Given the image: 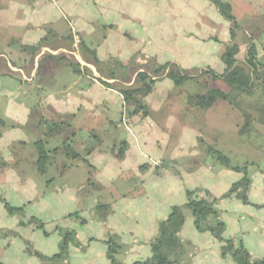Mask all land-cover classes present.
I'll list each match as a JSON object with an SVG mask.
<instances>
[{
  "label": "crops",
  "instance_id": "crops-1",
  "mask_svg": "<svg viewBox=\"0 0 264 264\" xmlns=\"http://www.w3.org/2000/svg\"><path fill=\"white\" fill-rule=\"evenodd\" d=\"M215 1L0 0V264H42L27 253L24 241L49 260L60 253L67 233L79 245L70 242L53 264H112L110 238L122 248L121 264L146 261L160 224L173 207L186 204L188 192L200 200L205 192L220 199L224 239L242 244L253 261L264 258V165L241 158L248 156L246 149L227 145L221 135L238 136L253 127L264 136L253 97H236L237 115L226 101L200 110L190 104L198 94L185 88L196 87L198 79L176 87L162 78L144 97L147 115H128L113 86H134L138 73L149 72L152 58L195 77L196 70L208 68L223 74V55L234 40L239 63H246L253 46L264 70L258 58L264 42H238ZM221 1L231 5L236 22L264 17V0ZM213 86L222 91L227 85L217 80ZM51 124L61 128L46 135ZM40 140L55 160L63 159L59 153L70 140L71 152L83 163H70L59 176L47 177L49 170L41 175ZM210 148L242 170L218 165ZM237 157L242 161L233 164ZM244 173L252 181L249 202L222 199ZM5 202L18 211L10 214ZM185 217L178 235L183 264H236L222 255L223 243L210 231L197 230L190 211ZM33 218L40 228L22 225ZM11 231L20 234L5 235Z\"/></svg>",
  "mask_w": 264,
  "mask_h": 264
},
{
  "label": "trees",
  "instance_id": "trees-1",
  "mask_svg": "<svg viewBox=\"0 0 264 264\" xmlns=\"http://www.w3.org/2000/svg\"><path fill=\"white\" fill-rule=\"evenodd\" d=\"M215 4L220 10L221 14L231 23L236 26L235 17L232 13L231 5L221 0H216ZM232 36L234 37V30H232ZM239 53V46L233 44L227 47L224 55L223 62L225 64V72L223 74H216L212 70H203L202 74L211 75L214 80H223L226 82L234 92L224 93L221 90H209L205 94H198L190 99V104L200 110H208L212 108L218 101H226L231 105L234 104V99L238 95H252L255 89L258 87L262 89L264 94V72H260L259 68L263 65L257 62V56L253 46H250L247 54V60L245 64H240L237 55ZM94 57V56H93ZM63 60V59H59ZM95 62H99L94 57ZM74 68L75 72H80L79 66L74 63H70ZM149 72H140L137 75V81L134 86H123V85H113L123 96L124 101L128 108V115L139 114L147 115V106L144 103V97L149 95L157 82L162 78L170 79L176 87L182 86L185 82L190 80H197L199 77H195L182 71L176 64L167 63L164 65L159 64L155 59H150L148 63ZM86 72V71H85ZM115 76L111 75L110 78ZM236 103V101H235ZM133 108V109H132ZM61 128L60 124H51L47 130L46 135H51L56 133ZM71 138V137H70ZM69 138V139H70ZM70 141V140H69ZM69 141L64 144L63 150L67 157L71 160H77L81 156L73 154L70 150ZM46 142L40 140L37 142L36 146L39 152L38 168L39 173L44 175L47 171V164L50 161V156L45 148ZM55 151H58L56 149ZM209 153L213 160L220 166L233 169L234 171H241V168H234L231 166L230 159L224 155L222 152L217 151L213 148L209 149ZM251 178L247 173H244L243 178L236 184L232 186L229 193L225 195L222 199H227L232 196H236L243 203L247 204L248 201V191L251 186ZM206 193V199L200 200L196 197L195 192L187 193V202L182 206H175L172 208L168 218L163 221L159 226V233L156 237L154 243L152 244V256L146 261L136 262L134 264H183V245L179 240V233L181 232L185 221V212L190 211L194 218L195 227L199 232L210 231L212 235L220 242L223 243L222 255L230 256L236 264H264V258L260 260L253 261L249 252L242 244H238L235 240H226L223 237L225 226L218 219L219 212L217 210V205L220 199L213 198L208 192ZM6 209L11 214L14 208H11L9 204L4 203ZM264 208V206H263ZM214 220L215 223L210 225V221ZM42 224L36 219H31L28 225ZM22 225H27L23 224ZM5 235H10L6 233ZM65 240L62 242L60 253L52 259H47L41 256L38 252H33L31 254L39 257L43 263L48 264L51 260L59 258L63 254L67 253L68 246L70 242H75L73 233H67ZM76 245H79L76 243ZM122 248L116 244L113 240L108 242V255L112 264H121L117 259V254H119Z\"/></svg>",
  "mask_w": 264,
  "mask_h": 264
},
{
  "label": "rangeland",
  "instance_id": "rangeland-1",
  "mask_svg": "<svg viewBox=\"0 0 264 264\" xmlns=\"http://www.w3.org/2000/svg\"><path fill=\"white\" fill-rule=\"evenodd\" d=\"M247 15H248V13L247 14L244 13V17ZM261 20H263V21H261ZM69 27H70L69 23L67 22V26H66L67 32L70 30ZM232 29L234 30V35H235V38L238 42L239 41H241V42L248 41L250 43V42L254 41L255 43L257 42L256 43L257 46H258L259 42H262V41L264 42V17H252V19L250 18V20L247 22H241V21H240V23L236 22V26L232 23ZM251 39H253V40H251ZM233 44L238 45V43L235 40L232 43V45ZM232 45H230V46H232ZM256 51H257V49H256ZM256 51H255V53H256ZM237 58H238V56H237ZM258 58H259V60L264 61V56H258ZM208 69H210V68H208ZM208 69H205V70H208ZM202 72H203L202 70H196V76L199 77V79H198L199 83L196 85V87L194 85H192V83H187V85H185V88L191 89L190 91L192 94H194V93L205 94L207 91L212 90V88L214 87L213 83L217 82V80H214L212 77H210L211 75L202 74ZM214 72L216 74H218V72H216V71H214ZM260 72L262 73V72H264V70H261ZM224 83H226V82H224ZM226 85H227L226 88L225 87L222 88V91L224 90L223 91L224 93L228 94V93L234 92L233 89L227 83H226ZM195 90H196V92H193ZM214 90H219V89H214ZM176 91H177V88H176ZM255 92L256 93L254 95L252 94V95H246V96H248L250 98L253 97V100L256 101L257 104L256 105L254 104L253 107L261 108V111L258 115L259 120H257V122H256V123H259V122L264 121V94H263L262 89H260L258 87L256 88ZM175 95H177L176 92H175ZM183 95H185V94H183ZM235 101H236V99H234V104L231 107V109H232V111H234V114L237 115L239 113V111L236 110V107L238 109H241V108L237 106ZM228 106H229V104H228ZM239 117L241 118V121L244 122L245 117L243 115H240ZM201 125H202V123H201ZM202 133H204V135H206V136H209V134H207L206 132H202ZM218 134H220V133H218ZM221 135H222L224 141L227 143V145H231L232 147L238 146V149H242V148L246 149V151L248 152V156H245L243 154L242 156H240L241 158H243L245 160H249L251 162H255V163L260 164V165H264V136L256 134L254 132L253 127H245L244 131L242 133H239L238 136L233 134L232 131H228L227 134H221ZM237 139H239V142ZM59 156L63 157V159H56V160L50 159V161L48 162L47 170H49V172H48V174L45 173L47 177L63 173L67 169L68 166L72 165L70 163H73V165L76 163L75 166H80L83 163V162L78 161V160H75V162H74V160L72 161L70 159H67L68 157L63 150L60 151ZM240 157L235 158L236 160H234L233 164L239 163L240 161H242V159ZM56 162H57V165L59 166L58 170H55L56 169ZM51 166L54 167L53 170H52ZM80 170H82V167L80 168ZM254 170H255L254 165H250L248 167L249 172L252 173ZM92 176H93V174H92ZM93 183H94L93 178H89V184H93ZM91 186H94V185H91ZM7 204H9V206L11 208H14L13 212L18 211V208L12 202H9ZM26 224L28 226V222ZM35 226L39 227L40 225L36 224ZM19 234H20V232L11 231L9 236L12 238L13 236H19ZM110 241H111V238H110ZM24 242H25L27 253L30 255H33V254H31V250L33 252H36V251L34 250L35 248L32 245V243L28 240H25ZM114 242H116L115 239H114ZM61 245H60V249H61ZM70 245L71 244H69V246ZM69 246H68V248H69ZM42 263H43V261H42ZM48 264H53V262H50Z\"/></svg>",
  "mask_w": 264,
  "mask_h": 264
},
{
  "label": "built area",
  "instance_id": "built-area-1",
  "mask_svg": "<svg viewBox=\"0 0 264 264\" xmlns=\"http://www.w3.org/2000/svg\"><path fill=\"white\" fill-rule=\"evenodd\" d=\"M129 127H130V125H129Z\"/></svg>",
  "mask_w": 264,
  "mask_h": 264
}]
</instances>
